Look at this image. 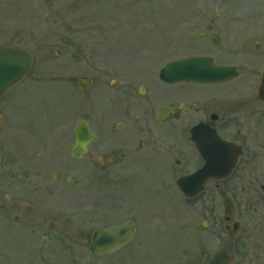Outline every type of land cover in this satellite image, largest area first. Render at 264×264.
<instances>
[{"label":"flooded vegetation","instance_id":"1","mask_svg":"<svg viewBox=\"0 0 264 264\" xmlns=\"http://www.w3.org/2000/svg\"><path fill=\"white\" fill-rule=\"evenodd\" d=\"M210 6L179 21L190 25L182 40L194 50L166 63L206 56L213 66L234 68L235 77L168 83L146 76V70L136 75L116 70L88 78L85 90L77 80L85 92L96 87L100 107L95 123L81 119L92 134L85 150L75 154L77 122L63 145L69 160L53 172L50 188L39 178L37 186L25 188V197L0 177V223L16 227L20 239L26 230L36 231L28 238L38 239L28 245L26 260L40 252L39 239L44 247L59 239L70 244L62 264H149L158 258L146 251V243L174 238L168 230L177 237L182 228L180 216L171 219L163 210L171 207L175 213H168L175 215L182 204L193 209L191 239L199 263L264 258V0H211ZM117 61L153 65L146 58ZM155 123L170 134L157 145L146 135ZM55 163L43 162L45 172ZM187 175H194L191 198L177 187ZM245 194L255 195L256 202H237ZM151 204L158 211L150 212ZM97 230L106 234L96 238L104 243L102 254L91 245ZM80 243L88 250L81 251ZM58 248L54 244L46 253Z\"/></svg>","mask_w":264,"mask_h":264},{"label":"rangeland","instance_id":"2","mask_svg":"<svg viewBox=\"0 0 264 264\" xmlns=\"http://www.w3.org/2000/svg\"><path fill=\"white\" fill-rule=\"evenodd\" d=\"M210 1L0 0V44L25 47L35 56L30 74L0 100L4 119L0 125V177L5 183L11 182L6 186L19 187L22 190L19 193L25 197L26 187L42 182L50 188L51 175L62 169L68 158L63 145L64 141L70 143L69 130L81 119L95 123L100 111V107H96V87L85 92L77 86V80L84 77L99 80L101 75L113 74L116 70H127L125 73L132 75L146 70V76L157 75L166 61L193 49L182 40L185 28L190 25L179 21L193 16L191 12L212 10ZM191 36L196 40V32ZM163 51L166 53L161 56ZM127 58H146L153 60V65L135 67L117 61ZM166 129V125L155 123L146 127V135L157 145L170 135H165ZM162 156L163 159L170 157ZM43 162L45 166L50 162L58 164H52L45 172ZM168 170L169 166L165 173ZM13 176L17 178L13 180ZM255 199V195H238L237 202L255 203ZM169 210L175 213L173 208L166 207L163 214L171 219L181 217L178 222L183 228L178 231L182 236L176 237L168 230L174 238L166 236L147 242L146 251L158 258L149 264L196 261L191 239L193 209L182 204L178 214L168 213ZM156 211L157 206L151 204L150 212ZM1 222L0 264L64 263L63 257L70 245L67 241L58 239L44 247L39 239L36 244L40 252L29 261L26 260L27 247L38 238L33 241L28 238L35 229L26 230L20 239L15 237L16 227L6 228V223ZM54 244L59 247L57 253H46ZM80 245L83 246L81 251L88 250V246ZM219 264H264V258H222Z\"/></svg>","mask_w":264,"mask_h":264},{"label":"water","instance_id":"3","mask_svg":"<svg viewBox=\"0 0 264 264\" xmlns=\"http://www.w3.org/2000/svg\"><path fill=\"white\" fill-rule=\"evenodd\" d=\"M33 65L32 55L23 49L0 46V99L5 93L17 85L23 77L31 70ZM225 77L232 76V69L225 68ZM211 73H215L209 64L207 58H188L171 62L161 72V77L168 82H176L181 80H197V81H213L217 78L213 77ZM79 84L83 88H87L90 85V81L80 79ZM92 134L85 121H81L76 128V155H80L86 148L87 144L91 141ZM191 179L190 177L183 178L180 181L182 189H185ZM102 234L99 230L95 232L94 238L99 237ZM102 242L93 239L92 245L95 251L98 253V246ZM100 249V248H99ZM197 264V263H188Z\"/></svg>","mask_w":264,"mask_h":264},{"label":"bare ground","instance_id":"4","mask_svg":"<svg viewBox=\"0 0 264 264\" xmlns=\"http://www.w3.org/2000/svg\"><path fill=\"white\" fill-rule=\"evenodd\" d=\"M96 10H98V9H96ZM92 14H95L94 16H97V14H96V13H92ZM92 14H91V15H92ZM102 18H103V16H102ZM138 45H139V44H138ZM144 51H145V50H144Z\"/></svg>","mask_w":264,"mask_h":264}]
</instances>
